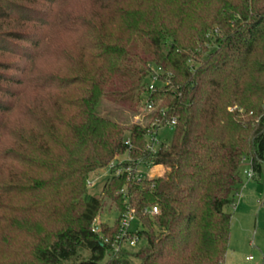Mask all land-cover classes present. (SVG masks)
I'll return each instance as SVG.
<instances>
[{"label": "trees", "instance_id": "16d2710c", "mask_svg": "<svg viewBox=\"0 0 264 264\" xmlns=\"http://www.w3.org/2000/svg\"><path fill=\"white\" fill-rule=\"evenodd\" d=\"M123 153L95 232L89 174ZM245 160L264 162V0H0V264H224Z\"/></svg>", "mask_w": 264, "mask_h": 264}, {"label": "rangeland", "instance_id": "374dc122", "mask_svg": "<svg viewBox=\"0 0 264 264\" xmlns=\"http://www.w3.org/2000/svg\"><path fill=\"white\" fill-rule=\"evenodd\" d=\"M50 60L43 59L37 64L38 68H44ZM34 65V67H35ZM140 113L130 118V123H141L143 115L148 111L145 108L138 109ZM159 142L168 143L173 137V129L170 125L164 124L157 130ZM119 163L129 162L127 153L117 155ZM123 166H125L123 164ZM249 160H245L240 168L241 183L237 186L234 204L226 207V211L231 214L230 234L228 249L224 264H264V162L261 163L259 171L254 170L252 177H248L247 171L252 170ZM137 170L148 178L164 176L166 167L156 165L139 164ZM111 177L109 168H101L89 174L92 186H87L86 194L95 195L102 199L104 208L97 215L98 223L113 224L118 218V211L113 199L110 198L103 186ZM142 242H138L130 250L137 251ZM252 256V259L247 257ZM138 260L135 259V264Z\"/></svg>", "mask_w": 264, "mask_h": 264}, {"label": "built area", "instance_id": "2783aa9c", "mask_svg": "<svg viewBox=\"0 0 264 264\" xmlns=\"http://www.w3.org/2000/svg\"><path fill=\"white\" fill-rule=\"evenodd\" d=\"M156 75L153 77V80H156ZM154 88V83L152 82L149 86L150 90H153ZM145 109H147L148 112L153 110V105L151 102H147L145 100ZM147 112V113H148ZM172 129L175 126V120H172L169 122ZM157 130H152L150 132H148L147 134V149L151 152H154L158 146L161 144V142H159L158 138H157ZM129 142V140H128ZM120 161H117L116 158H114L107 166V168H109L111 170V176H119L120 174H122L124 172V170H126L129 174H131L132 171V166H123V163H119ZM124 162V161H123ZM140 163H144L145 165H149L147 162L145 163V161H141ZM150 165H156V166H162L164 168V165L162 164H150ZM254 174V170H249L247 171V175L248 177H252ZM136 175L137 177L140 179L141 177L145 176L143 175L141 172H139L138 170H136ZM88 186H92V182L90 180H88L87 182ZM146 212L150 215V216H154L156 214L160 213V210L158 208V206H153L152 208H150L149 210H146ZM136 220L137 217L135 215L134 210H127L121 217L120 219V224H119V233L116 235V240L117 242H122L125 245H129L131 247H134L139 241V237L137 234H134L133 236H130V231L132 230V227L136 224ZM100 224L97 222V219H95L94 221V225H93V231L98 232L100 231ZM110 226L113 224L108 223ZM105 241H107V238L105 239ZM115 248L116 250H118L120 248V245H116L115 244ZM248 259H252V256L247 257Z\"/></svg>", "mask_w": 264, "mask_h": 264}]
</instances>
